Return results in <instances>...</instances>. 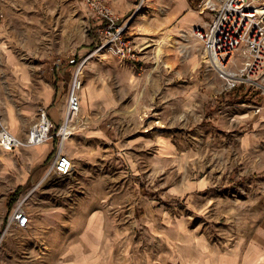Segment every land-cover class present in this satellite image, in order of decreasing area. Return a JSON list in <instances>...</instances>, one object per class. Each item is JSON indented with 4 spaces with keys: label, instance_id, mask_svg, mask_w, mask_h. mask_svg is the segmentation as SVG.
Listing matches in <instances>:
<instances>
[{
    "label": "crops",
    "instance_id": "obj_1",
    "mask_svg": "<svg viewBox=\"0 0 264 264\" xmlns=\"http://www.w3.org/2000/svg\"><path fill=\"white\" fill-rule=\"evenodd\" d=\"M12 3L22 10V0H0V104L9 129L25 138L40 106L61 124L75 64L71 55L28 56L22 42L8 33ZM199 3L147 0L130 9L126 21L139 59L123 61L105 51L87 60L81 112L64 147L80 181L78 188L63 187L62 195L73 188L75 197L28 204L31 221L23 230L38 232V238H77L68 244L64 264H119L118 213L113 221L100 208L102 181L86 180L104 169L125 177L132 189L147 191L143 223L167 246L156 256L133 248L122 264H264L263 217L253 205L248 213L247 201L229 193L263 166L264 117L251 108L255 96L236 98L242 87L224 90L222 79L204 63L194 29L206 27L212 17ZM90 43L97 46L99 40ZM89 50L81 47L72 56L81 60ZM244 88V93L255 92ZM57 146L56 138L14 151L1 148L3 171L17 166L16 152L25 163L15 168L21 174L16 186H32L45 174ZM108 158L116 165L106 166ZM87 186L99 191L89 200ZM165 198L182 202V208L160 206ZM221 223L228 224L218 227Z\"/></svg>",
    "mask_w": 264,
    "mask_h": 264
},
{
    "label": "rangeland",
    "instance_id": "obj_2",
    "mask_svg": "<svg viewBox=\"0 0 264 264\" xmlns=\"http://www.w3.org/2000/svg\"><path fill=\"white\" fill-rule=\"evenodd\" d=\"M22 1V10H20L15 4H11L12 13L10 14V22L13 23V25L8 29V33L11 35L12 39H15L17 42H22L24 51L28 56L33 55L40 60H45L47 56L63 59L69 55H74V53H76L81 47H87L90 49L89 54L108 51L96 50L100 45V42L97 46L90 43L93 38H98V40H100V35L96 31L97 27L95 26L98 24L99 19L96 15L90 13V9H88L83 0ZM105 1L111 5L115 12L117 17L115 21L117 24H124L129 19L131 16L128 15L130 9L135 10L134 7H139L141 4L143 7L147 2V0ZM200 1L201 0H199V2ZM209 13L212 17L213 13L211 11H209ZM2 17L3 16L0 15V18ZM128 23L132 24V21H129ZM126 36L129 37L127 33ZM91 60L93 61L94 57H92ZM204 63L207 64L208 67L206 55L204 57ZM215 72L222 79L225 88L224 90L230 91L235 88H230V81L221 76L217 71ZM239 87H242L243 92H238L235 94V97L242 96L243 98L241 99H245V96H255V102L250 101L251 108L255 111V108L260 107L261 111L258 113L262 114L264 117V91L262 92L261 90L254 89L255 92L253 93H250L248 90L244 93V87L250 90L251 86L243 84L237 88ZM248 103L249 101H243L242 104L248 105ZM2 106H4L3 103L0 104V111L5 121L6 118ZM156 114L157 112L155 111H151L150 113V115L153 116ZM59 119L60 114L58 111L55 116L56 122H58ZM2 151L3 150L0 148V259L6 261L8 264H64V261L68 258L64 252L68 244L74 240H78L77 238H38L36 236L38 232H25L23 231L25 229H19L16 227H11L6 230L5 233L9 232L6 238L2 235L6 229L9 214L18 203L25 199V196H28L24 202L26 208H28V204H34L35 202L42 203L46 200L56 201L58 198L64 196H66L67 199H72L75 197L76 190L71 188L66 195H62V188L70 184L77 185L76 183L80 181L78 175H73L71 178L57 182L48 180L45 181V183L39 184L41 179H43L42 177L32 186L29 185V187H27L25 185L23 191L10 205V195L17 189L16 183L20 181L21 176L15 168L19 167L20 169L21 165H24L25 163L18 157L16 152H9L12 153L13 157L17 158L19 162L16 163L17 166H14V169L4 172V157L1 153ZM20 156L22 155L20 154ZM105 161L106 166L110 167L111 165H116L115 161L113 162L111 158H108ZM247 169L249 172L251 166H248ZM86 180L102 181L103 189L101 192L104 201L100 208L108 217L113 215V221L115 220V215L118 213V222L116 223L119 229V264H122L123 260L125 261L128 259L131 252L137 247L140 249L144 248L148 251L151 250L153 256H156L158 251H166V243L163 240L154 237L152 232L148 230L149 228L143 223L145 211L142 203L148 198L145 193L147 191L132 189L126 183L125 177L120 176V178H118V175L114 172H110L109 169H104L102 173H92V175H88ZM117 182L119 184V189L117 190L118 195L114 190V185ZM78 186L79 185L76 187L78 188ZM87 187L88 189L85 191V197L89 200L94 197L95 193L98 194L99 191H95L93 188L89 189V186ZM231 188V191H229L230 196L232 195V197L236 199L241 198V200H246V210L248 213H250L251 205H253L254 212L262 215L264 223V155L262 168L254 173L247 174L243 183L239 187L238 184H233ZM116 198H118V203L115 201ZM159 201L160 206H165L167 209H170L169 207H174V210L176 209L175 211L181 209L183 205L182 202H174V199L165 198ZM69 207L74 208L75 206L72 203ZM88 208L90 209L92 206ZM247 223H249L248 220ZM227 224L228 223H226V225L225 223H221L218 227L223 225L227 226ZM232 225L233 223L231 226Z\"/></svg>",
    "mask_w": 264,
    "mask_h": 264
},
{
    "label": "built area",
    "instance_id": "obj_3",
    "mask_svg": "<svg viewBox=\"0 0 264 264\" xmlns=\"http://www.w3.org/2000/svg\"><path fill=\"white\" fill-rule=\"evenodd\" d=\"M83 1L100 22L95 25L100 35V45L96 50H108L123 61L135 63L139 59L140 50L126 36L127 23H116L115 12L105 0ZM199 7L203 12L209 10L213 13L206 27L194 29L195 37L203 44L208 69H214L227 78L230 88L247 84L263 92L264 0H201ZM92 54L81 60H77L75 56L69 57L75 68L69 82L68 99L61 124H55L49 117L47 108L40 106L37 119L29 128L27 136L21 138L9 129L0 111V148L3 150L14 151L58 139L56 154L43 175V178L49 177L48 180H52L53 176L54 182L74 175V161L64 151V147L74 134L73 123L81 112L84 67ZM260 111V107L255 108V113ZM26 197L28 196L12 209L3 235L11 227L25 229L30 224V213L24 206ZM0 264L8 263L0 259Z\"/></svg>",
    "mask_w": 264,
    "mask_h": 264
},
{
    "label": "trees",
    "instance_id": "obj_4",
    "mask_svg": "<svg viewBox=\"0 0 264 264\" xmlns=\"http://www.w3.org/2000/svg\"><path fill=\"white\" fill-rule=\"evenodd\" d=\"M56 138H54L53 140H55ZM52 140V141H53ZM55 152V151H54ZM52 155V154H51ZM23 186H19L17 187V189L14 191V193H12L10 195V198H9V204L11 205L16 199L17 197L19 196V194L23 191Z\"/></svg>",
    "mask_w": 264,
    "mask_h": 264
},
{
    "label": "bare ground",
    "instance_id": "obj_5",
    "mask_svg": "<svg viewBox=\"0 0 264 264\" xmlns=\"http://www.w3.org/2000/svg\"><path fill=\"white\" fill-rule=\"evenodd\" d=\"M48 179H49V177H46V178H43V179H41V181L40 182H43V181H48ZM52 180H55V178L52 176ZM40 184V183H39Z\"/></svg>",
    "mask_w": 264,
    "mask_h": 264
}]
</instances>
